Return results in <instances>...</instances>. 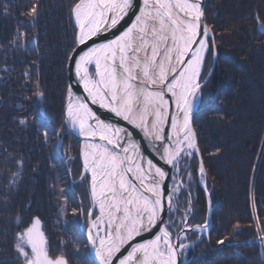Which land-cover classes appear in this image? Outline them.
<instances>
[{
    "label": "snow or ice",
    "instance_id": "1",
    "mask_svg": "<svg viewBox=\"0 0 264 264\" xmlns=\"http://www.w3.org/2000/svg\"><path fill=\"white\" fill-rule=\"evenodd\" d=\"M16 7L35 27L43 8L41 0H26ZM68 7L74 21V47L66 60L84 95L67 86L64 116L67 128L81 138V179L87 182L90 196L87 241L98 264H181V256L195 246L184 242L188 232L210 230L207 219L202 224L188 223L190 199L175 230L176 221L164 219L166 214L180 212L175 197L185 185L183 179L175 182L176 176L184 172L192 181L186 158L200 155L192 114L212 74L210 69L204 75L208 58L217 57L203 0H70ZM11 8V4H0V14L12 15ZM252 19L264 35L260 13ZM21 27L11 43L23 45L28 40V32ZM34 87L42 98L38 79ZM92 106L110 113L111 118H104ZM62 131L67 129L62 127ZM138 134L175 171L170 191L165 184L169 173L147 155ZM19 164L22 167L23 160ZM198 171L207 191L202 157ZM11 176L5 186L8 191L0 195L5 208L20 171ZM251 209L249 226L264 249V218L254 196ZM72 211L85 212L83 208ZM15 220L19 226L13 240L17 264H70L64 252L51 247L39 216L27 223L20 216ZM240 228L239 222L232 225L233 232ZM145 233H152V238L144 239ZM226 241L228 236L217 244Z\"/></svg>",
    "mask_w": 264,
    "mask_h": 264
},
{
    "label": "trees",
    "instance_id": "2",
    "mask_svg": "<svg viewBox=\"0 0 264 264\" xmlns=\"http://www.w3.org/2000/svg\"><path fill=\"white\" fill-rule=\"evenodd\" d=\"M24 2L0 0L12 5V15L0 14V195L8 191L11 174L20 171L7 208L0 205V264H17V216L24 223L39 216L51 247L64 252L70 264H95L81 231L82 214L72 211L83 208L87 224L90 196L87 182L80 179L81 140L69 136L62 144L60 138L71 77L66 57L74 47L70 0H41L35 27L19 15L16 5ZM204 10L217 57L192 124L212 212L208 232H188L184 242L195 246L187 250L186 263L264 264V249L249 226L253 196L264 218V35L252 19L256 12L264 19V0H205ZM19 25L29 35L23 45L11 43ZM212 62L209 57L205 76ZM37 79L42 98L36 95ZM22 119L26 124H20ZM186 164L192 181L179 174L185 185L177 197L180 212L164 216L176 221L174 230L189 199V224H202L208 215L207 197L198 184V157L186 158ZM236 222L241 228L233 232ZM224 236L228 241L218 245Z\"/></svg>",
    "mask_w": 264,
    "mask_h": 264
},
{
    "label": "water",
    "instance_id": "3",
    "mask_svg": "<svg viewBox=\"0 0 264 264\" xmlns=\"http://www.w3.org/2000/svg\"><path fill=\"white\" fill-rule=\"evenodd\" d=\"M204 6H205V0H203V7H204ZM215 61H216V59L213 60V62H212V66H211V70H212V72L214 71ZM70 74H71V77H70L69 85H71V86L73 87V89L76 91V93H77L78 95H84V93H83V89H82L81 87L78 86L77 79H76V77H75V73H74V68H72V67H71V72H70ZM208 81H209V79H208ZM199 104H200V98H199V100L197 101V103H196V107H195L194 110H193L192 117H193L194 113L196 112V110L198 109ZM92 107H93L96 111H98V112H99L104 118H106V119H110V118H111V114H110V113H107V112H105V111H103V110H100V109H98L96 106H92ZM115 122L121 124L122 126H127V125L125 124V122H123V121H115ZM192 123H193V122H192ZM65 125H66V124H65ZM192 126H193V124H192ZM65 128H67V125L65 126ZM67 129L69 130V133L73 136V138L75 137V138H79V139L81 140V138L78 136L77 133L73 132L70 128H67ZM165 131H166V133H170L171 130H170V128L166 127ZM136 138H137L138 140H141V141H142V143H143V145H144V148L146 149V153H147V155H149L150 157H153L154 160H155V162H158L159 166H162V167H163V168L169 173V178L166 179L165 184L167 185V188H168V190L170 191V190H171V188H170V185H171V181H170V178H171V177H170V175H171V173H172V167H171L170 165H165L164 162H163L162 160H160V158H159V154L156 153L155 151H153L151 145H149V144L147 143V141H144V140H143L142 135H139V134H138ZM157 144H159V142H157ZM197 157H198V161H199L200 158H201V154H200L199 156H197ZM81 160H82V159H81ZM82 170H83V169H82ZM198 176H199V171H198ZM198 179H199V177H198ZM198 181H199V180H198ZM199 186H200L201 189L203 190L205 197H207V208H208L207 220L209 221V224L211 225V219H210V218H211L212 208H211V200H210V197H209V192H208V190L205 191V186H204V184H201V183L199 182ZM209 201H210V203H209ZM82 230L84 231V235H86V238H87V230H88V228H87V230L85 231V227H84V225H82ZM143 238H144V239L152 238V233H145ZM88 246H89V248H90V253H91V256L93 257V259H94V261H95V264H98V261L96 260V257H95V252H94V250L91 248V246L89 245V243H88Z\"/></svg>",
    "mask_w": 264,
    "mask_h": 264
},
{
    "label": "rangeland",
    "instance_id": "4",
    "mask_svg": "<svg viewBox=\"0 0 264 264\" xmlns=\"http://www.w3.org/2000/svg\"><path fill=\"white\" fill-rule=\"evenodd\" d=\"M215 67V66H214ZM214 70H215V68H214ZM214 72V71H213ZM212 72V73H213ZM65 129H67V128H65ZM71 137L72 135L69 133V130L67 129V131H63L62 132V136H60V138H61V143L62 144H64V142H65V140H67L66 138H68V137ZM72 138H73V136H72ZM75 138V137H74ZM73 138V139H74ZM175 174V171L172 169V173H171V177L173 176ZM199 177V176H198ZM81 179V178H80ZM182 178L181 177H179V174L176 176V181L175 182H179L180 180H181ZM199 180V179H198ZM172 179H171V185H170V188L172 189V187H173V185H174V183H175ZM198 184H199V181H198ZM202 184V183H201ZM200 187V186H199ZM182 189H184V187L182 188ZM180 193V192H179ZM179 195V194H178ZM178 197V196H177ZM177 197H175V200L177 201L178 199H177ZM82 215H81V222H80V224H81V231L83 232V234H84V231L82 230V225H84V227H85V231L87 230V228H88V218H87V224H85V214H83V213H81ZM44 227V226H43ZM86 236V235H85ZM87 239V238H86ZM87 246H88V241H87ZM88 248H89V246H88ZM89 251H90V248H89ZM90 255H91V253H90ZM93 258V257H92ZM94 260V259H93ZM180 261H181V264H187L186 263V255H183V256H181V258H180ZM95 262V261H94Z\"/></svg>",
    "mask_w": 264,
    "mask_h": 264
},
{
    "label": "bare ground",
    "instance_id": "5",
    "mask_svg": "<svg viewBox=\"0 0 264 264\" xmlns=\"http://www.w3.org/2000/svg\"><path fill=\"white\" fill-rule=\"evenodd\" d=\"M170 181H171V178H170Z\"/></svg>",
    "mask_w": 264,
    "mask_h": 264
},
{
    "label": "flooded vegetation",
    "instance_id": "6",
    "mask_svg": "<svg viewBox=\"0 0 264 264\" xmlns=\"http://www.w3.org/2000/svg\"><path fill=\"white\" fill-rule=\"evenodd\" d=\"M170 177H171V175H170ZM172 179V178H171Z\"/></svg>",
    "mask_w": 264,
    "mask_h": 264
}]
</instances>
